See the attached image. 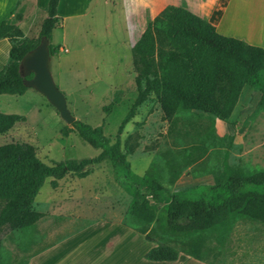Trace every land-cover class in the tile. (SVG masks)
<instances>
[{
  "label": "trees",
  "instance_id": "obj_1",
  "mask_svg": "<svg viewBox=\"0 0 264 264\" xmlns=\"http://www.w3.org/2000/svg\"><path fill=\"white\" fill-rule=\"evenodd\" d=\"M58 2L48 1L46 17L34 41L23 38L15 28L20 16L0 23V40L13 41L9 62L0 71V95H23L29 89L19 74V62L42 37L49 41L50 57L57 53L58 47L52 46L51 41L53 30L60 26ZM131 55L137 95L121 121L116 141L110 143L105 137L103 125L93 127L80 120L60 129L62 137L76 133L87 145L100 150L97 156L48 165L28 143L0 146V235L24 234L44 217L33 205L47 179H51L55 189L57 181L67 175L84 178L91 166L109 161L114 181L130 197L124 225L156 244L144 258L170 262L182 253L211 264L207 255L220 253L238 221L264 225V170L230 167L224 161L212 171V184L173 190L179 174L172 172L173 176H167L166 168L156 162L143 175L135 174L121 150L119 136L150 96L169 124L168 135L175 133L178 138L185 134L176 128L181 119L189 122L207 115L213 127L214 119L227 121L245 86L261 93L257 109L264 111V50L219 35L208 22L169 6L148 23ZM18 120V115L0 113V134ZM204 137L199 134L197 139ZM213 140L223 142L224 137L215 135ZM200 147L191 144L183 149L182 162L186 167L196 163L195 154ZM127 150L132 153L134 148L128 146ZM157 203L163 206L159 208ZM209 241H214L213 246L208 247Z\"/></svg>",
  "mask_w": 264,
  "mask_h": 264
},
{
  "label": "rangeland",
  "instance_id": "obj_2",
  "mask_svg": "<svg viewBox=\"0 0 264 264\" xmlns=\"http://www.w3.org/2000/svg\"><path fill=\"white\" fill-rule=\"evenodd\" d=\"M43 1L47 4L49 0ZM40 8L44 9V4ZM46 10L25 22V38L37 39ZM57 13L63 15V29L57 27L52 33V46L58 47L49 65L53 80L65 95L67 107L75 119L93 127L103 125L105 137L114 143L121 121L137 95L131 49L150 21L140 16L138 7L128 12L124 0H59ZM130 21L137 25L134 35ZM58 62L63 71L60 72L63 86L57 78ZM30 92L26 103L20 101L19 107L3 110L26 115L27 119L23 117L12 131L0 136V146L28 143L34 147L37 157L48 165L67 159L93 158L100 153L76 133L63 138L60 129L68 125L41 94ZM4 98L16 100L17 97L7 95ZM260 98L259 91L245 86L230 118L225 121L226 130L217 135L210 117L202 115L189 122L181 119L176 128L185 134L178 138L175 133L168 135L169 124L163 120L159 104L150 96L122 130L121 150L137 175H143L155 162L166 168L167 176H173L172 172L179 174L173 190L191 187L198 182L190 179L195 175L205 174L207 178L201 182L212 184V171L224 161L230 167L264 170V111L257 109ZM199 134L205 137L197 139ZM215 135L224 137V141L213 140ZM191 144L201 147L195 154L196 163L186 167L181 154ZM205 144L208 146L202 150ZM128 146L134 148L132 153H128ZM92 172L79 180L85 193L81 206L85 218L89 215L94 219L96 214L104 213L102 208L105 207L113 208L117 218L124 216L130 199L116 187L109 161L94 167ZM75 182L78 178L68 175L66 181H57V188L53 189L51 179L46 180L33 205L34 210L45 216L24 234L3 232L0 235V264H26L28 249L39 246L37 242L49 238L54 242L63 237V190L70 189V184ZM88 192L93 194L91 197L97 195L98 201L87 202ZM157 205L163 206L162 203ZM213 244L214 241H209L208 247ZM136 248L140 250L139 241ZM206 260L211 264H264V225L238 221L220 253H209ZM187 264L196 263L189 261Z\"/></svg>",
  "mask_w": 264,
  "mask_h": 264
},
{
  "label": "crops",
  "instance_id": "obj_3",
  "mask_svg": "<svg viewBox=\"0 0 264 264\" xmlns=\"http://www.w3.org/2000/svg\"><path fill=\"white\" fill-rule=\"evenodd\" d=\"M124 1L128 12H133L138 7L140 16L150 22L166 7L171 6L184 9L211 24L219 35L240 39L248 45L264 50V0ZM42 4H44V9L40 8ZM45 4L42 0H0V23L6 19H13L16 16H20V19L15 22L14 26L20 30L23 38H25L27 37L23 31L25 22L29 18H32L33 15L46 10L48 3ZM57 16L60 19V26L58 28L63 29V15L61 16L57 13ZM130 27L132 34H136L137 25L130 21ZM12 44L13 41L11 39L4 38L0 40V71L9 62ZM60 48L62 50L63 47ZM60 72L63 71L58 62L57 78L61 81L60 85L63 86ZM31 90L28 89L23 95H9L17 97L16 100L13 98H4L7 96L6 94L0 95V113L14 115L12 112L7 113L3 110L19 107L18 104L20 101L26 103ZM18 116L19 120L15 125L23 117L27 119L26 115ZM15 125L10 130L0 134V136L8 134ZM225 125V121L214 119V128L217 135L226 130ZM102 163L91 166L88 169L89 172L86 177L93 173L92 170L94 167H98ZM67 177L68 175L63 178V182L66 181ZM86 177H77L78 182H75L76 184H70V189L63 190V237H60L54 242L50 238L46 239L45 242L39 243L36 241V245L39 246H36L35 242L34 244L32 243L36 247L29 248V251L27 250L26 264H187L189 261H193L196 264H207L182 253L178 255L177 260L170 262L146 260L144 255L150 249L154 248L156 244L146 241L142 235L130 227L125 226L123 223L124 216L117 218L113 214V208H110V210L106 207L102 208L104 213L96 214L94 219H91L89 215L85 218V210L81 207L84 203L83 201H85V193L80 188L79 180L85 179ZM206 178L207 176L205 174L202 176H191L190 179L193 182L198 180L191 187L206 184L205 182H201L202 180L205 181ZM114 183L118 185L115 181ZM98 187L94 186V189ZM116 187H120L130 199L129 195L121 186L118 185ZM95 192L92 191V193ZM92 193L88 192L86 196L87 202L92 200L98 201L97 195L91 197L93 195ZM114 195L116 194L113 193L112 196ZM138 241L140 245L139 251L136 248Z\"/></svg>",
  "mask_w": 264,
  "mask_h": 264
},
{
  "label": "water",
  "instance_id": "obj_4",
  "mask_svg": "<svg viewBox=\"0 0 264 264\" xmlns=\"http://www.w3.org/2000/svg\"><path fill=\"white\" fill-rule=\"evenodd\" d=\"M51 57L49 41L46 37L23 56L19 62V74L24 78L26 88L41 94L46 101L58 112L64 123L70 126L76 119L67 107L65 95L57 88L50 72ZM27 79V77H29Z\"/></svg>",
  "mask_w": 264,
  "mask_h": 264
}]
</instances>
